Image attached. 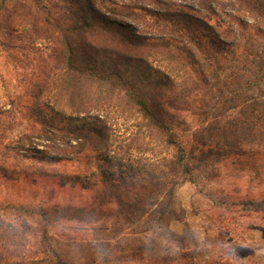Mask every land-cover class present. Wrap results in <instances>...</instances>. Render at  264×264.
Masks as SVG:
<instances>
[{
	"label": "rangeland",
	"instance_id": "rangeland-1",
	"mask_svg": "<svg viewBox=\"0 0 264 264\" xmlns=\"http://www.w3.org/2000/svg\"><path fill=\"white\" fill-rule=\"evenodd\" d=\"M171 1L190 8L184 42L198 63L189 73L178 70L179 74L159 56L149 58L151 65L145 68L154 79L175 77L176 87L152 91V103L158 107L174 97L171 90L178 96L184 89L190 94L185 110L166 105L188 172L176 162L174 148L163 143L156 130H147L110 84L72 74L53 85L66 67L59 69L64 64L52 52L54 44L41 37L42 23L29 25L31 14L43 15L34 0H12L0 8V141L11 147L8 157L19 160L20 166L32 162L48 169L36 182L32 176L14 179L0 174V264H55V255L69 264H264V146L250 138L237 147H221L208 134L212 125L239 116L241 107L264 118V16L258 12L264 9V0ZM178 24L168 23L181 38ZM33 33L37 39H31ZM81 92L86 100L101 95L111 100L106 106L80 105L74 96ZM57 110L65 116L104 118L111 128L110 145L76 150L74 162L64 165L32 161L35 150L56 154L55 147L63 145L36 136L45 125L40 119L60 121ZM133 138H138V146L142 142L150 146L126 148L136 143ZM104 155L150 164L152 171L165 176L166 185L142 208L119 205L107 194L106 199L98 197L96 205L102 204L107 213L46 225L41 209L70 203L79 207L75 209L91 208L96 190L61 186L60 179L50 175L53 170L80 172L99 186L96 173ZM168 182L178 184L171 188Z\"/></svg>",
	"mask_w": 264,
	"mask_h": 264
},
{
	"label": "trees",
	"instance_id": "trees-1",
	"mask_svg": "<svg viewBox=\"0 0 264 264\" xmlns=\"http://www.w3.org/2000/svg\"><path fill=\"white\" fill-rule=\"evenodd\" d=\"M11 1L0 0V8L3 9L4 5ZM34 2L37 3L38 9L43 11V15L38 17L31 14L32 22H29V25L35 28L39 21L42 23L45 35L41 37L45 36L54 44L52 52L56 54L57 61L64 64L59 66V69L63 71L66 67L64 69L66 72L57 77L52 82L53 85L55 83L58 85L65 77L71 78L72 74L80 79L110 84V89L114 91L117 99L119 101L123 99L122 101L125 100L132 106L134 113L141 119L147 130H156L162 142L174 148L177 152L176 162L179 165L182 164L184 171L188 172L183 162L184 148L173 132L171 126L173 116L170 114L168 117L166 105L174 110H185L189 105L190 94H186L184 89L181 96H178L174 90H171L175 98L170 96L165 104L158 107L152 103V91L160 86L176 87V80L172 76L167 79L163 77L154 79L145 67L151 65L149 58L156 59L161 56L172 65V70L175 69L177 72L180 70L186 74L185 72L189 73L190 67L195 68L198 60L188 44L184 42L183 35L188 31L186 21L191 16L188 11L190 8L171 0H34ZM258 12L264 16L263 8H259ZM6 13L8 17L6 23L9 24L12 12L9 10ZM175 21L179 23L177 31L181 34L178 32L177 34L181 38H178L168 25L169 22ZM31 35L33 37L31 39H37L35 33ZM181 81L184 84L188 79L183 78ZM43 86L46 87V84L44 83ZM37 88L40 91L42 89L40 84ZM85 95L82 92L75 93L74 99L79 101L80 105L92 103L96 106H106L111 100V96L105 95L86 100ZM239 110V116L229 118L220 125H212L208 132L210 139L221 147L223 145L237 147L242 140L254 138L255 142L260 141L257 145L264 146V118L258 117L253 110H246L243 107ZM38 113L41 115L40 112ZM65 115L57 110L56 117L60 121L56 122L54 118L40 119L45 125L42 124L36 136L63 145L57 144L56 154L46 153L40 149L35 150L31 154V157L35 159L32 161L48 166L64 165V163L74 162L79 150L86 152L110 145L111 128L104 118L97 115ZM256 120L262 125V130H258ZM139 136L142 137L140 133ZM32 137L26 136V138ZM137 139L133 138L132 140L136 143L128 144L126 148H130L131 145L138 149L150 146V142H142L138 146ZM72 141L76 143L73 144ZM151 149L146 148L147 151L153 152ZM10 150L9 145H3L0 141V160L12 159L8 157ZM140 163L131 162L119 156H102L96 173L99 186L97 182L93 183L87 175L82 176L80 172L73 171L69 174L53 170L54 172L50 175L59 178L61 186L81 185L86 189L95 187V195L90 200L93 205L91 208L75 209L77 206L71 203L63 206L56 204L41 209L39 215L50 227L61 220L83 221L98 212L102 214L109 211L103 210L102 204L96 206L97 198L106 199L107 194L114 196L119 205L125 203L130 208H142L145 201L156 196L158 191L166 185V178L163 174L152 171L150 164ZM46 171L48 169H45V166L39 167L32 162L26 166H20L19 160L16 159L11 163L0 162V174L7 178L32 176V180L36 182L38 176L47 175ZM168 183H171V188L178 184ZM30 210L25 211L31 212ZM71 210H73L72 214ZM78 211L82 212L81 217L75 215ZM33 213L37 212L33 211ZM122 213L123 209L118 212L119 215ZM52 252L55 254L54 251ZM55 257V264H69L57 255Z\"/></svg>",
	"mask_w": 264,
	"mask_h": 264
}]
</instances>
